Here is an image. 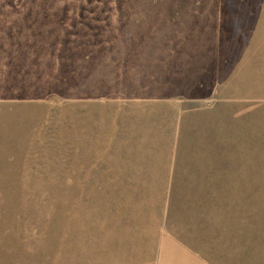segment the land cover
Segmentation results:
<instances>
[{
	"label": "rangeland",
	"instance_id": "rangeland-1",
	"mask_svg": "<svg viewBox=\"0 0 264 264\" xmlns=\"http://www.w3.org/2000/svg\"><path fill=\"white\" fill-rule=\"evenodd\" d=\"M131 99L210 112L208 165L129 189ZM0 189V264H264V0H0Z\"/></svg>",
	"mask_w": 264,
	"mask_h": 264
},
{
	"label": "crops",
	"instance_id": "crops-1",
	"mask_svg": "<svg viewBox=\"0 0 264 264\" xmlns=\"http://www.w3.org/2000/svg\"><path fill=\"white\" fill-rule=\"evenodd\" d=\"M138 101L142 103L134 104L132 99L129 104L123 103L131 107L129 112L131 140L118 141L123 143L120 146L122 152H125L123 159L129 160L131 165L137 161L138 169L144 167L138 173L147 176L146 179H150L153 175L164 176L166 186L129 187V189L175 190L173 185L177 179L174 176L180 173L179 168L207 166L212 158V149L209 144L211 114L200 112L202 109L198 106L186 107L184 100H167L163 103L147 99ZM151 106L158 109V112L151 111ZM133 107L143 109L137 114L138 117H134L137 112L132 111ZM197 113L201 115L196 116ZM135 119L137 123L134 125L132 121ZM195 123L197 128H194ZM115 149L117 150V147ZM155 166L159 170H153ZM131 172L134 171L131 170ZM182 173L185 172L182 171Z\"/></svg>",
	"mask_w": 264,
	"mask_h": 264
},
{
	"label": "trees",
	"instance_id": "trees-1",
	"mask_svg": "<svg viewBox=\"0 0 264 264\" xmlns=\"http://www.w3.org/2000/svg\"><path fill=\"white\" fill-rule=\"evenodd\" d=\"M11 189H0V209H3L4 211L8 210L7 204L3 202L5 191H9Z\"/></svg>",
	"mask_w": 264,
	"mask_h": 264
}]
</instances>
